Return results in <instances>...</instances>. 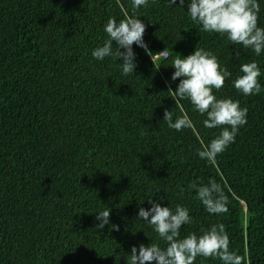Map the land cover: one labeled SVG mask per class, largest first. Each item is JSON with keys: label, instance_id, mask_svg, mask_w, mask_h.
Returning <instances> with one entry per match:
<instances>
[{"label": "trees", "instance_id": "obj_1", "mask_svg": "<svg viewBox=\"0 0 264 264\" xmlns=\"http://www.w3.org/2000/svg\"><path fill=\"white\" fill-rule=\"evenodd\" d=\"M183 8L179 0H150L136 11L148 48L133 45L137 66L124 76L122 61L91 53L107 39L109 18L133 14L130 0H0V264H128L133 246H163L136 219L150 198L190 209L193 223L182 236L223 223L243 264H264V93L244 96L230 80L215 93L238 100L248 115L209 166L195 150L219 129L204 128L205 117L169 92L179 83L171 79L177 54L210 51L233 79L239 63L252 60L264 72V55L241 47L237 60L235 45L199 31L187 2ZM166 110L174 118L187 113L193 129H169ZM213 178L229 201L220 216L194 192L180 193ZM107 207L110 224L99 228L97 212Z\"/></svg>", "mask_w": 264, "mask_h": 264}, {"label": "clouds", "instance_id": "obj_2", "mask_svg": "<svg viewBox=\"0 0 264 264\" xmlns=\"http://www.w3.org/2000/svg\"><path fill=\"white\" fill-rule=\"evenodd\" d=\"M168 2L171 6L177 4V0ZM186 2V12L190 20L199 25V31L226 38L236 46L237 60L241 56V47L250 50L256 57L264 55V27L258 24L261 10L258 0H179L180 8ZM130 3L133 14L120 20L109 18L103 27L107 39L91 53L98 61L109 57L122 61L119 67L124 76L133 73L137 66L133 45L145 50L148 48L144 41L146 25L136 11L147 7L150 0H130ZM170 64L175 69L172 81L179 79L175 91L169 90L176 105L189 101L193 111L205 117L202 122L204 128L219 129L214 138L195 150L200 161L215 166L217 157L235 143L240 129L247 124L248 115L247 108H242L238 100L219 98L215 93L224 87L226 80H230L231 86L239 94L261 95L264 85L260 77L264 72L258 62L252 60L239 63L238 74L233 79V73L221 66L216 55L199 47L187 57L177 54ZM163 122L177 132L194 127L187 113L174 118L173 111L166 110ZM186 191L194 192V198L209 215L220 216L228 211L229 201L224 187L214 178L206 183H190L187 188H180L181 194ZM147 201L151 208L140 207L136 219L148 225L163 246L153 240L147 246H133L131 255L127 257L128 264H195L197 258L218 259L220 264H243L241 255L230 248L229 235L223 223H213L199 234L190 232L182 236L181 230L193 223L190 209L180 203L175 206L171 203V207H167L161 202H154L152 198ZM110 212L108 207L97 212L99 228L110 224Z\"/></svg>", "mask_w": 264, "mask_h": 264}]
</instances>
